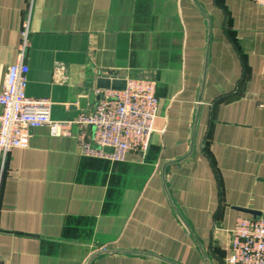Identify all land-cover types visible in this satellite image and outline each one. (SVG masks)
I'll use <instances>...</instances> for the list:
<instances>
[{"label":"crops","instance_id":"crops-1","mask_svg":"<svg viewBox=\"0 0 264 264\" xmlns=\"http://www.w3.org/2000/svg\"><path fill=\"white\" fill-rule=\"evenodd\" d=\"M26 19L25 91L53 121L84 113L102 76L151 80L159 104L144 158L85 156L47 127L8 154L0 264H225L236 221L264 215V8L0 0V89Z\"/></svg>","mask_w":264,"mask_h":264},{"label":"built area","instance_id":"built-area-1","mask_svg":"<svg viewBox=\"0 0 264 264\" xmlns=\"http://www.w3.org/2000/svg\"><path fill=\"white\" fill-rule=\"evenodd\" d=\"M35 0H28L31 10ZM264 8V0H251ZM30 13V11H29ZM29 21L21 25L15 63L8 67L0 89V166L15 149L27 148L31 131L47 127L53 136L76 138L85 156L122 162L128 153L144 158L147 154L158 112L155 83L128 79L123 90H98L91 111L73 121L51 119L47 99L27 96L29 69L24 62L29 46ZM58 68L55 77L63 75ZM105 149H111L106 153ZM225 264H264V218H239L232 231L230 254Z\"/></svg>","mask_w":264,"mask_h":264},{"label":"water","instance_id":"water-1","mask_svg":"<svg viewBox=\"0 0 264 264\" xmlns=\"http://www.w3.org/2000/svg\"><path fill=\"white\" fill-rule=\"evenodd\" d=\"M126 81L123 78H118V77H106L102 76L99 77L96 85V91L98 90H123L125 88ZM98 100V96L95 94V92L91 93L88 98H82L79 100L78 107L80 110H83L85 112L87 110L88 105H92L94 101ZM106 153H111V149H105L104 150ZM255 217H260L264 215H260L259 213H254L251 211H245Z\"/></svg>","mask_w":264,"mask_h":264}]
</instances>
